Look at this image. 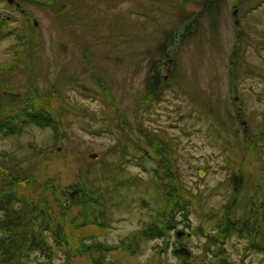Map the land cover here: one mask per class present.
<instances>
[{
  "label": "rangeland",
  "instance_id": "obj_1",
  "mask_svg": "<svg viewBox=\"0 0 264 264\" xmlns=\"http://www.w3.org/2000/svg\"><path fill=\"white\" fill-rule=\"evenodd\" d=\"M15 1L10 4L7 0H0V19H7L6 29L14 31L12 36L0 38V72L11 74V80L20 86L33 84L39 90L40 102L58 80L60 84H68V94L74 99L73 102L83 104L92 112L91 115H95V118L87 119L91 125H85L82 117H71L70 133L74 140L67 145L65 153L71 148L79 150L80 154H75L78 156L76 159L86 155L89 157L88 153L85 155L89 149L112 154L111 150L117 144L118 133L111 121L103 120L108 110L104 109L102 100L97 96H107L108 104L117 102L118 108L124 111V122L127 120L129 128L136 131L138 126L135 124L133 127L136 121L133 107L137 94L142 96L145 92L146 72L152 64L143 50L152 51L162 43L165 34L178 29V26L181 29L180 21L200 15L205 2L217 3V0H83V5L72 10L66 9V15H63L59 8L64 0ZM218 2L222 4L221 9L218 8L221 12L215 18L207 14L201 18L198 16L203 22L201 30L196 24L195 36L186 40L185 44H182L178 34L174 38L173 47H169V53L161 61L162 76L168 84L163 88V99L140 112L148 128L156 132L167 131L180 139L179 162L183 183L194 194H201L199 203L196 199L193 201L196 207L190 216V228L184 223L180 227L191 234V240L182 239L184 245L182 243L181 246L183 248L186 242L189 243L186 248L193 251L192 255L194 253L189 264H203L206 259L203 250L206 239L201 235V229L207 234L212 233L215 228L214 216L221 215L225 204L231 201L233 187L230 178L235 166L240 162L244 164L242 170H248L249 165H252L250 161H245L238 148L232 149L226 144L228 140H233L232 131L220 129L216 120L207 116L205 101H210L212 105L220 101L224 109L229 108L236 115L237 112L241 116L245 114L243 121H250L253 132L264 127V0ZM95 13L99 14L98 18L86 19ZM69 18H73V22L68 27L66 21ZM86 21L88 26H83ZM121 32H130L131 36L127 40L130 38L133 44L123 46L119 43L122 50L115 48L111 40L114 34ZM241 33V45L245 48H242L239 60L241 75L236 80L238 86L234 92L236 85L233 86L230 79L231 54L237 46L240 47L238 39ZM21 37L31 40L27 45L30 49L28 53L20 46ZM75 77V82H68V78ZM97 77L103 90L95 81ZM62 87L64 89L66 85ZM113 95L116 100H113ZM221 114L225 117L227 111ZM104 123L106 126H103ZM246 125L244 122H235L240 130ZM101 126L104 128L103 133L97 134ZM53 142L51 129L38 127L28 130L22 137L6 139L0 136V157L7 154L29 165L36 160L31 149L33 145L51 148ZM105 158L108 159L107 155ZM129 158L131 162L127 164L125 173L134 177L139 175V179L130 183L123 181L124 186L118 185L124 180L123 177L106 184L113 193H108V197L112 195L116 201L113 208L114 222L104 232L95 233V237L111 245L140 231L143 224L155 214L160 200L151 183L155 163L148 159L142 160L140 155L135 157L131 154ZM114 159L112 155L108 161ZM253 164L252 167L262 168L256 162ZM58 165L64 170L63 165ZM95 168L101 178V168ZM113 172L105 174L111 178L116 175L120 177L118 172ZM74 174L75 168L61 171L55 181H63L62 186H68ZM248 186L250 190L247 183ZM245 244L239 238L228 242L226 249L234 264H243ZM143 248L142 254L133 256L116 253L111 257V262L184 264L180 254L177 256L172 247L164 248L162 251L165 255L161 251L158 256L157 241H149ZM63 255L61 251L57 253V264L63 263ZM245 260V264H264L262 254H250ZM28 264H36V257L32 256Z\"/></svg>",
  "mask_w": 264,
  "mask_h": 264
},
{
  "label": "trees",
  "instance_id": "obj_2",
  "mask_svg": "<svg viewBox=\"0 0 264 264\" xmlns=\"http://www.w3.org/2000/svg\"><path fill=\"white\" fill-rule=\"evenodd\" d=\"M218 1L205 2L201 6L200 15L189 16L184 21H180L181 29L178 26V29L170 30V33L165 34L162 43L152 51L143 50V54L152 60V64L146 72L144 94L140 96L136 93L138 98L133 107L136 119L133 127L135 124L138 126L136 131L132 127L129 128L127 120L126 123L124 122L122 114L124 111L118 108L117 102L114 105L108 104L107 96L102 94L97 96L102 100L104 109L108 110V113H104L103 120L111 121L118 133L117 144L112 148V154L97 153L89 149L85 153V155L88 153L89 157L86 155L76 159L75 154H80L79 150L75 151L71 148L67 154L65 153L67 145L74 140L70 133L71 117L77 115L84 118L85 125H91L87 122L88 118H95L88 107L73 102L74 99L68 94V84L63 82L60 84L58 80L51 85V90L40 102L39 90L33 84L20 86L15 80H11V74L0 72V136L6 139L22 137L24 133L35 127L43 130L51 129L54 136L51 148L32 146L31 149L38 163L35 160L25 165L7 154H2L0 157V264H28L32 256L36 257V264H57L56 260L59 257L57 253L60 251L64 253L62 264H113L111 257L114 254L128 253L131 256L142 254L144 244L149 241H157L156 254L159 256L164 248L172 247L176 250L184 245L182 239L191 240V234L180 227L184 223L190 228V216L196 207L193 206V201L196 199L199 203L201 194L199 192L194 194L193 190L188 189L183 183L179 162L180 139L174 138L167 131L156 132L148 128L143 123L140 112L150 109L155 101L163 99V88L168 84L164 82L162 76L161 61L169 53V47H173L174 38L178 34L182 44H185L186 40L195 36L196 24H199L200 30L202 28L203 20L200 19L202 15L207 14L215 18L221 12L218 8L221 9L222 4ZM62 2L59 9L63 11V15H66V9L72 10L84 4L83 0ZM12 15L16 16L13 13ZM89 17L98 18L99 14L89 15L86 19ZM67 20L65 21L69 27L73 18ZM7 21L0 19V38L12 36L14 33L6 29ZM86 24L87 21L83 26ZM179 31L182 33L180 34ZM242 34L238 39L240 47L237 46L231 54L230 79L233 86L236 85L234 92L238 86L236 80L241 75L239 60L244 47L241 45ZM128 36H131L130 32L114 34L111 37L113 46L121 50L122 45L131 46L132 41L130 38L127 40ZM20 40L22 41L20 46L28 53L30 49L27 45L31 40L27 41L23 37ZM34 63L35 59L32 66ZM22 73L24 74V71ZM174 75L175 73L172 77ZM75 79L76 77L68 78V82L71 80L73 83ZM95 81L100 84L98 77ZM62 85L66 87L63 89ZM99 87L102 90L104 88L102 85ZM113 97V100H116L114 95ZM209 103L210 101L204 103L207 106V116L215 119L220 129L232 131L233 140H228L226 144L232 149L238 148L245 161H250L252 165L256 162L262 168L249 165L248 170L244 168V171L241 168L244 164L240 162L235 166L230 178L233 187L231 201L225 204L221 215L219 214L220 217L214 216L215 228L212 233L207 234L201 229V235L206 239L203 248L206 259L203 264H234L230 259L229 250L226 249L228 242L234 238L246 242L243 246L242 258L245 264V258L250 254L264 256V127L253 132L249 125L250 121L247 123L246 120L243 121L245 114L241 116L237 112L236 115L231 109H224L220 106V101L216 105ZM225 111L227 114L224 117L221 113ZM235 122H244V125L248 126L240 130L235 126ZM103 126L97 130V134L103 133ZM92 154H97L98 157L92 158ZM131 154L135 157L140 155L142 160L148 159L155 163L151 183L155 186L160 200L158 208L154 211L155 214L143 224L140 231L127 236L116 245H111L95 237V233L104 232L114 222L113 208L116 201L112 195L108 197L111 190L106 184L121 177L124 178L118 184L121 186H124L123 181L130 183L139 179V175L134 177L125 173L127 164L131 162L129 158ZM105 155L108 159L113 155L115 159L108 161ZM58 164L63 165L64 170H61ZM96 166L102 170L101 178L95 170ZM70 168H75V174L68 182V186H62L63 181H55L61 171L66 172ZM114 170L120 177L116 175L111 178L105 174L114 173ZM247 183L250 185V190L249 186L246 187ZM182 232L180 237L179 233ZM185 244L188 248L189 243ZM163 251L162 255H165ZM193 255L180 256V260L184 264H189Z\"/></svg>",
  "mask_w": 264,
  "mask_h": 264
},
{
  "label": "water",
  "instance_id": "obj_3",
  "mask_svg": "<svg viewBox=\"0 0 264 264\" xmlns=\"http://www.w3.org/2000/svg\"><path fill=\"white\" fill-rule=\"evenodd\" d=\"M8 2H10L11 4L15 3V0H8ZM19 5V4H18ZM36 23V22H35ZM36 26H38V23H36ZM92 158H97L98 155L97 154H92L91 155ZM177 253L181 254V255H185V256H190L191 252L188 251V249H186L185 247H183L182 249L178 250Z\"/></svg>",
  "mask_w": 264,
  "mask_h": 264
}]
</instances>
